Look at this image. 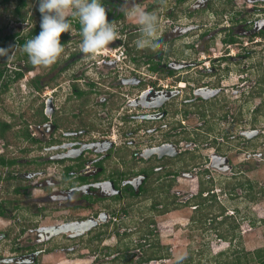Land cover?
I'll return each mask as SVG.
<instances>
[{"label": "flooded vegetation", "instance_id": "1", "mask_svg": "<svg viewBox=\"0 0 264 264\" xmlns=\"http://www.w3.org/2000/svg\"><path fill=\"white\" fill-rule=\"evenodd\" d=\"M102 2L109 22H116L120 33L110 45L114 53L106 50L94 57L82 53L80 25L77 18L70 16L72 28L61 35V43L65 45L61 54L63 59L60 56L50 67L33 66L21 46V41L25 43L39 34L31 36L34 30L40 29L41 19L35 20L32 15L17 19L12 15L10 20L11 25L25 28L13 33L16 36L12 47H19L20 54L16 56L11 74L8 75L5 68L0 69V77L7 78L2 85L4 92L0 105L6 101L10 86L17 84L13 98L29 99L30 112L17 113L16 116L10 113L6 119L2 118L19 136L16 144L11 143L10 137V143L0 138L6 146L0 151V156L15 161L11 167H0V181H33V188L45 190L43 195L22 200L24 210L31 211L36 219L45 212L44 203L50 202H55L56 208L64 209L75 217H63L54 225H39L26 221L22 215L23 221L18 222L21 232L14 238L20 246L18 244L12 249L7 245V254L0 253L2 264H39L40 258L49 250L46 244L59 235L62 240L60 246H63L60 250L64 254L81 253L85 249L94 254L90 264L97 259V252L101 253V249L102 256L110 258L111 264H140L138 261L143 250L153 241L149 234L151 229L163 245L155 216L185 207L199 193L201 185L208 187L211 181L215 184L209 173L210 167L226 166L231 174L227 178L229 182L243 176L244 173L238 171L226 155L229 142L238 139L247 148L258 141L257 144L264 147V130L260 124L264 118V0H147L145 9L156 16L153 35L161 39L156 48L137 47L134 43L140 35L138 25H130L122 11L126 4L131 5V1ZM223 5L229 7L224 9L222 23H217L218 15L213 7ZM236 5H241L243 11L233 9ZM199 16L213 19L208 26L200 23ZM219 35H223V47L219 55H215L216 47L211 45H218L214 40ZM171 47H176L174 50L181 57L194 58V52L198 57L193 61L172 60L167 56ZM4 49L9 50L7 46ZM206 58H209L207 63ZM76 64L80 70L74 72L72 67ZM140 65L146 68L150 77L143 79L139 76ZM122 67L125 68L123 76ZM192 70H197V73ZM31 71H35L34 76L24 79L25 73ZM19 73L21 77H18ZM234 73L242 88L236 86L240 99L232 100L237 104L242 100L237 109L239 106L241 110L247 104L249 110L250 101L259 100L241 125L238 123L239 110L230 121V116H224L220 110L223 105L227 108L231 100L224 95L226 89L222 81ZM65 76L70 77L66 80L67 88L62 81ZM24 80L29 88L27 94L21 90ZM123 87H128L126 95L122 92ZM123 97L126 104L136 111L126 110V117L123 114L118 119L124 120L123 123L116 124L115 113L119 114ZM97 108L108 112L104 120L106 125L98 117ZM192 117L199 119L194 127L189 121ZM19 122L22 125L15 129ZM234 124L239 126V131L237 137L232 138L229 137V125ZM118 126L124 130L129 126L131 130H126V134L141 133L144 140L136 141L137 144L132 139L116 143L115 138L108 135ZM203 148L212 152L202 157ZM255 152L254 149L247 150L246 161L262 155ZM178 162L182 166L177 167ZM181 177L194 178L197 182L195 191L183 201L171 193ZM154 188L158 194L164 193L165 198L160 195L154 199L149 197L148 193H152ZM30 190L28 186L16 185L12 194L27 196ZM146 195V199L152 200L150 210L154 214L137 220L132 230L126 218L132 215L135 218L134 206L139 198ZM7 202L16 203L13 208L19 211L17 199L0 198V217L6 215ZM166 204L169 209L162 212ZM58 212L61 216L64 214L63 210ZM92 221L96 224L86 228ZM131 221L133 219H129ZM74 225L75 228H70ZM64 227H69V230L64 231ZM8 236L7 232L0 233V244ZM110 239L115 240L112 246L106 245ZM139 244H144V247L140 249ZM86 259L89 257L82 253L80 260ZM126 259L131 263L123 261ZM168 259L143 264H160Z\"/></svg>", "mask_w": 264, "mask_h": 264}, {"label": "rangeland", "instance_id": "2", "mask_svg": "<svg viewBox=\"0 0 264 264\" xmlns=\"http://www.w3.org/2000/svg\"><path fill=\"white\" fill-rule=\"evenodd\" d=\"M125 1H131V5L133 3H138L140 4L142 7H146V3L147 0H125ZM144 2V3H143ZM168 2V1H167ZM130 5V6H131ZM220 5V4H219ZM16 6V1L13 0L12 2H10L8 5L6 4H2V0H0V17L2 18V20L0 21V38L6 36V35H12L15 32L21 31L25 28V26H21L20 27H15L13 25L10 24V20L12 19V9H14ZM129 6V7H130ZM8 8V12L4 11L5 8ZM229 6L223 5V6H219L216 7L214 6L213 8L216 9L215 11L217 12L216 14L218 15L216 17L217 23H222L221 19H223V13H224V9L227 10ZM233 9L237 10L238 12L243 11V7L236 5V7H234ZM25 11H27V16H33V18L35 20H40L41 19V13L38 11V0H29L28 1V5L25 8ZM204 15V14H203ZM200 18V23L201 24H207L209 26L208 23L212 22V19L209 18H205V16H199ZM128 22H130V25L133 24L134 22H132L131 20L127 19ZM210 21V22H209ZM8 25V26H7ZM7 28H6V27ZM27 29H29V27H27ZM26 29V31H28ZM223 35H219L216 37V39L214 40V42H216L218 45H211V47H216V51L214 52L215 55H219V51L222 49L223 45L221 44V37ZM179 43V42H178ZM179 47V46H178ZM18 48V49H17ZM12 47L10 50L7 51V55L9 54L8 57L5 58V54L6 52H0V59H4V60H0V69H7L8 70V75H10V71L13 69V66L16 64V56H18L19 47ZM177 49L176 47H171L169 52H168V57H170L172 60L176 59L178 60L179 58L181 59H186V60H196L198 57L197 52L195 53V57H191L188 58L186 57V55H184L183 57H181L179 55V53L174 50ZM106 50L110 51V53H114V51L112 50V47H108L106 48ZM184 54V53H183ZM99 55V54H97ZM110 55V54H108ZM182 55V54H181ZM207 55V54H206ZM63 55H61L62 58ZM10 57V58H9ZM63 59V58H62ZM209 60V58H206L205 63H207V61ZM63 61V60H62ZM61 61V62H62ZM155 61V59H154ZM83 62V61H82ZM81 62V63H82ZM264 69V68H263ZM72 70L74 72H77L80 70L78 64H76L75 66L72 67ZM139 72L141 73L139 76L143 79H146L147 77H150L151 74L146 72V68L143 67L142 65H140L139 67ZM121 71V76L125 75L123 74L125 72V68L122 67ZM123 72V73H122ZM191 72H195L197 73V70H192ZM27 76L24 79H30L31 77L34 76L35 71H31V72H26L25 73ZM153 76V75H152ZM193 76V74H192ZM259 77V76H258ZM83 78V77H81ZM160 78V76L158 77ZM7 78L2 79V77H0V91L2 89V85L3 83L6 81ZM66 80H70V77L65 76V80H62L65 84L64 87L67 88V84H66ZM23 85L21 86V90L22 92H25L26 94L29 91V88L27 86H25L26 80H24ZM225 90L224 95L228 96L230 100V105H227L228 107L226 108V105H223V107H221V111L224 114V116L226 114H228L230 116V119H234L235 118V114H237L240 111V115L238 117V123L241 125L242 122H246V120L249 117L250 111L253 109V107L258 104L259 100L255 99V100H251L249 103V110L247 108V104L243 107V109L239 110V106L237 109V105L242 103V100L239 101V103L237 104L236 102L232 103V100L236 101L239 98V94L237 89L241 88V84L237 81V75L232 74V75H228V77L226 79H224L222 81ZM163 84H166V82H163ZM236 86H239L236 87ZM16 88H18L17 84H13L10 86V89L8 90L9 95L6 98V101L4 103H2V105H0V117L1 118H7V115H9L10 113H14L15 116L17 113H24V112H30V106L28 105L30 100L26 99V100H15L17 98H13V93H16ZM242 89V88H241ZM128 90V87H123L122 88V92L126 95V91ZM125 91V92H124ZM131 97V96H130ZM263 97H264V93H263ZM13 98V99H12ZM125 97H123L121 99L122 102V108L119 110V114L116 112L115 116H117V120H116V124L119 123H123L124 120H118L119 119V115H123L125 114L126 110H130L132 113H134L136 110L130 106L126 104V100L124 99ZM59 102L62 101L61 98H59L58 100ZM58 102V103H59ZM91 104H94L93 101H90ZM3 105H5L3 107ZM95 105V104H94ZM88 106V104H87ZM90 106V105H89ZM3 107V108H2ZM139 109V108H138ZM97 113L99 114V118H101V120L103 121L104 125H106L104 122V120L106 119L105 115H108V112L102 110L101 108H97L96 109ZM239 110V111H238ZM127 114H125L126 117ZM264 117V111L262 113V118ZM115 117H113L114 120ZM15 120H18L17 118H14ZM112 120V121H113ZM190 125L191 127H194L195 124L199 123V119H197L196 117H192L190 120ZM260 124L261 129L264 130V118L260 120ZM18 125H22L21 122L17 123L14 127L15 129H18ZM128 125V124H127ZM130 126H132V124H129ZM244 125V124H242ZM227 127V126H226ZM230 127V134L229 137H237V133L239 131V126H237L236 124L234 125H229ZM228 127V129H229ZM242 129H248L245 128L244 126H241ZM247 127V126H246ZM101 129V128H100ZM114 131L111 132L108 136H112L115 138L116 143H123L126 142L127 140H133L134 144L137 142H140V140H144V138L141 137V133H137V134H126V130H131V128L129 126H127L124 129H120L119 126L118 127H114ZM16 131V130H15ZM97 136V135H96ZM106 136V135H104ZM230 141V138L229 140ZM4 141L0 139V151H2V149H5L6 146L3 144ZM230 146H229V150L225 149L226 155L229 158V160L231 161L230 163L232 165H234L236 167V169L238 171L243 172L246 177H248L249 179L253 180L254 182H258V186H264V147L260 146V144L258 145L257 143H259L258 141L255 142V144L253 145H248L249 147L246 148V146L240 144L239 140L237 139H233L232 142H229ZM137 144V143H136ZM256 150L257 152L259 151V153H262L261 156L258 157H252L250 159H247L248 155L246 156V151L247 150ZM202 157H206L205 153H210V151L212 152L211 149H207V148H203L202 149ZM251 152V151H250ZM255 152V153H257ZM186 161V160H185ZM246 161V162H244ZM177 167L182 166L181 162H178ZM188 169V168H187ZM189 172H192L193 174H195V172H193V170H188ZM209 173L211 174V176H213L214 179V183H215V187H214V191L219 195V199L222 203V205H224V207L226 208V215H232V216H236L237 217V221L240 222V238L242 239V247L244 249V253L245 252H252L255 249L258 248H262L264 247V223H259V220H264V199L256 202V203H249L247 202L244 193L245 191L237 189L236 190V194H237V198H235L234 200H229L228 197L220 192V187L222 188L223 185H225L226 183H228V179L231 174L228 171V168L224 165H219V166H215V167H210L209 168ZM33 181H26V180H18V181H13L11 183L6 182L5 180H1L0 181V198L3 199H11V200H15L17 199L18 201V207L19 211H15L14 210V206L16 205V203H11L8 204V202L6 203L7 205V209L6 210V215L5 217H0V233H4L7 232L9 234L8 239L4 240L3 242H1L0 246V253L2 254H7V252H5L6 249H8L7 245H10L9 248H15L17 247V245L19 243L16 242V240H14V238L18 237L20 232H21V226L18 225V222H22L23 221V216L25 217V220L30 222V223H38L39 225H54L56 222H61L62 219H64L63 217L67 216V219H69L70 217H72V219H74L75 215L74 214H69L67 212H65L64 209L61 208H56L57 204L55 202H50V203H44L46 204V209L45 212L41 213V216H39L38 214V218L36 219L34 215H31V211L29 210H24L25 206H24V202L22 200H27V199H32L34 197H38L40 195H43V191L45 192V190H42V187H35L33 188L31 186V183ZM196 180H194V178H184L181 177L179 179V182L176 184V186H174V190H172L173 192L171 193H175L176 194V198L180 201H183L184 199H186L192 192L195 191L196 188ZM16 185H20V186H28L31 188V190L28 192L27 196H24L22 194L20 195H13L12 191H13V187H15ZM218 188V189H217ZM219 191V192H218ZM156 195H160L163 198H165V194L161 193L158 194V190L156 188H154L153 192H149L148 196L149 197H153L152 199H154V196ZM147 195L145 197H141L139 198V202L137 201V205L134 206V210L136 212V216L135 218L131 216H128L126 218V222L129 228H131L132 230H134V225L136 223L137 220H140L142 217H149L151 215H153V211L150 210L151 207V199H146L148 197ZM170 198V197H169ZM166 200L169 201V199L167 198ZM38 203V201H36ZM170 202V201H169ZM35 203V201L32 203H30L31 206H33V204ZM177 204V202H175V205ZM193 204H187L185 207L184 206H180L181 209L174 211V212H170L166 215H162V216H158L156 215L154 220L156 222L157 225V231L158 234L160 236L161 242L163 243L164 246H167L168 252L170 254L169 259L168 260H164L161 261L160 264H186V258L189 254H191L193 256V264H214L215 262H218V259L215 260V253H218L219 251H224L228 249V244L224 241H221L217 238L216 233L213 232L211 229H208V227H210L209 222L206 225H203L199 222H191L190 219L193 217V213H194V208L192 206ZM63 210L64 214L61 216L60 212ZM98 210V208H95V211ZM234 212V213H233ZM73 213V211H72ZM23 215V216H22ZM61 217V218H60ZM121 217H124L123 215H121ZM129 219H133V221L129 222ZM249 220L252 222L249 224ZM35 221V222H34ZM129 222V223H128ZM31 227V224L30 226ZM70 228H75L74 226H71ZM81 229V228H79ZM64 231L69 230V227H64L63 228ZM27 232V231H26ZM21 236H24V234H22ZM25 237V236H24ZM61 235H59L57 238H55L53 241H51L50 243L46 244L47 249H49L48 251H46L44 253V256L40 258V263L39 264H90L94 258H92L94 256V254H89L87 250L83 249L80 252H75V253H71L70 255L64 254L63 250V246H60L62 240H61ZM26 237L24 238L25 241ZM24 243V242H23ZM74 242H71V244H73ZM76 243V242H75ZM115 243L114 239H110L106 242V245H110L112 246ZM70 244V245H71ZM52 245V246H51ZM96 244H94L93 246H95ZM20 246V244L18 245ZM73 246V245H71ZM92 246V247H93ZM51 247V248H48ZM57 247V249L55 251L52 252V250ZM99 248L101 249V246H99ZM207 249L209 250L210 254L207 253ZM202 251V252H201ZM201 252V253H200ZM82 253H86V255L89 257V260H80ZM102 249H101V253L98 251V257L97 259L94 261V263L92 264H111L112 260L110 258H105L102 256ZM2 264V263H0ZM132 264H135L134 262ZM155 264V263H152ZM219 264V263H218ZM250 264V263H248ZM254 264V263H251Z\"/></svg>", "mask_w": 264, "mask_h": 264}, {"label": "clouds", "instance_id": "3", "mask_svg": "<svg viewBox=\"0 0 264 264\" xmlns=\"http://www.w3.org/2000/svg\"><path fill=\"white\" fill-rule=\"evenodd\" d=\"M38 11L41 13V30L22 46L33 66L50 67L57 62L65 51L61 35L72 28L70 16L78 19L82 34L80 48L89 57L108 48L120 35L116 22H109L102 0H38ZM122 11L127 19L138 25L140 35L134 41L137 47L156 48L161 44V39L153 35L156 28L154 12L138 3L130 7L126 4ZM7 51L0 48V52Z\"/></svg>", "mask_w": 264, "mask_h": 264}, {"label": "trees", "instance_id": "4", "mask_svg": "<svg viewBox=\"0 0 264 264\" xmlns=\"http://www.w3.org/2000/svg\"><path fill=\"white\" fill-rule=\"evenodd\" d=\"M12 1L13 0H2V4L8 5ZM15 1L16 6L11 11L12 15L17 19H19V17H26L27 11H25V8L27 7L29 0ZM4 11L8 12V8L6 7ZM1 20L2 18L0 17V21ZM40 30L41 29L34 30L31 36L40 32ZM15 36L16 35L12 34L7 35L3 39L0 38V48L4 49L7 46L10 50L12 48V45L14 44L13 39L15 38ZM23 44L24 41H21V46H23ZM25 55L27 54L25 53ZM4 56L6 58L9 56V54L7 55L6 52ZM18 77H21L20 73L18 74ZM4 87L6 88V86ZM3 92L4 90L1 89L0 101H2L1 96ZM15 133L16 131L11 129L10 126H7L6 122L0 117V138L6 139L8 142V138L10 137L11 143L16 144L19 135L17 136V134ZM24 135L25 134H21V136ZM14 164V160H8L4 156H0V167H11ZM239 177H241L239 178V180L226 183L222 188L220 187V192L225 194L229 200H234L235 198H237V189L245 191L244 196L249 203H256L264 199V186H258V182H254L248 177H245V175ZM214 187L215 184H213V181L210 182V185L208 187H204L201 185L199 193L189 201L193 204L192 206L195 210L193 213L194 215L190 219V221L199 222L203 225H206L209 222L210 227H208V229H211L213 232H215L217 238L221 241L226 242L229 246L227 250L215 253V260L218 258L220 259L214 264H264V247L255 249L252 252H243L244 249L242 247V239L239 235L240 222L237 221L236 216L226 215L227 210L224 205H222L219 199V195L213 191ZM152 208H154V205L152 206ZM168 209L169 206L166 204V207L162 212H166L168 211ZM149 222L152 224L154 223L153 220H150ZM250 223L252 222L249 220V224ZM259 223H264V220H259ZM149 234L150 236H153V241H151V245L148 248L143 250V256L138 261L140 264L148 263L151 260L166 259L170 256L168 252L169 248L160 244V242L157 240V236L154 235L152 229L150 230ZM146 236H148V234ZM146 236H144L143 238H146ZM138 246L140 249H142V247H144V244H139ZM207 253L210 254L208 249ZM123 261H126V263H131V260L126 259ZM193 261V256L189 254L186 258V264H193Z\"/></svg>", "mask_w": 264, "mask_h": 264}, {"label": "water", "instance_id": "5", "mask_svg": "<svg viewBox=\"0 0 264 264\" xmlns=\"http://www.w3.org/2000/svg\"><path fill=\"white\" fill-rule=\"evenodd\" d=\"M87 223H88V222H87ZM87 223H86V224H87ZM95 224H96V223L92 221L90 224H88V226H87L86 228H90V227L94 226Z\"/></svg>", "mask_w": 264, "mask_h": 264}]
</instances>
